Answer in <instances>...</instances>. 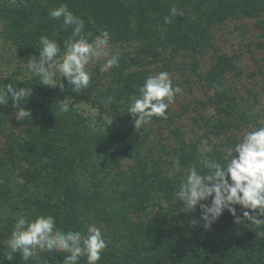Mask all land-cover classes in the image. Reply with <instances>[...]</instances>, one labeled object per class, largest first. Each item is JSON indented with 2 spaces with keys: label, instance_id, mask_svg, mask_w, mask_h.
Masks as SVG:
<instances>
[{
  "label": "trees",
  "instance_id": "trees-1",
  "mask_svg": "<svg viewBox=\"0 0 264 264\" xmlns=\"http://www.w3.org/2000/svg\"><path fill=\"white\" fill-rule=\"evenodd\" d=\"M61 4H67L75 15L85 20L86 32L95 36L100 31L107 30L111 36L110 41L120 43L124 47V51L117 53L120 56L119 67L109 69L106 73L111 78L110 86L116 90L118 100L139 96V87L147 78L145 67L149 64L146 57L143 58V53L151 52L154 61L162 64L163 71L170 72L172 66L178 62L179 68L198 73L200 60L197 57L187 61L184 60V53L181 60L177 59L182 50L204 53L207 48L214 46L212 31L220 23L209 16L219 13V16L228 18L230 15H237V12L254 16V13L264 10V0H0V25L5 26L6 33H11V38L18 48V58L25 65L31 57H38L41 36L57 40L61 48L64 40L71 36V28L65 29L60 20L49 18V11ZM173 6L182 10L183 16L173 17L170 12ZM194 10L198 13H194ZM165 16L170 17L171 23L164 22ZM220 21L224 22L223 19ZM258 23L262 26L264 36V20L259 19ZM240 29L249 30L246 26ZM225 56L226 53L215 54L217 66L223 65L227 59ZM234 66L238 69L237 64ZM23 71L27 73H13L8 81L0 83V87L13 84L16 88H32V96L26 101L27 104L23 105L31 116L23 121L15 119L12 113L15 109L11 107V101L7 106L0 105V138L4 136L6 142L0 149V190H9L8 177H5L6 182H2L5 174L3 168L8 164V160H16L17 164L43 166L48 177L54 174L53 182L61 191L60 201L39 202L37 213L28 211L23 214L29 220H34L38 214H50L56 218L57 227L62 230L84 233L85 222L81 218L84 207L98 210L97 221L99 215L108 214L106 205L109 202L118 203L119 210L122 209L124 213V222L120 226L126 234L121 238V245L113 242L107 246L99 264H264V237L257 236L256 233L264 231V227H248L245 222L237 224L232 214L225 210L223 215L229 228L225 229L221 237H212L209 235V228L198 224L195 215L197 211L185 212L178 199L173 201L171 178L161 183L162 170L159 169L158 162L148 168L143 148L149 136L146 133H134L129 116L124 117L126 109L115 107L121 125L112 144V163L114 168L118 169L125 160L133 159L137 163L136 172L126 175L119 182L116 196L109 198L102 195L101 184L98 180L95 182V177L94 186L92 189L87 188V193L83 194L82 187L75 189L70 177L65 173L58 153L62 151V147L57 145L58 142L70 137L65 134L69 121H66L67 117L62 114L61 104L76 98L92 102L95 88L105 86L103 77H92L89 87L77 94L71 91V85L66 80H62L65 90L61 91L59 87L51 88L40 84L39 78L33 76L28 68ZM96 73L100 71L97 69ZM221 75L215 73L208 76V79L206 77L216 94L206 100L195 101V107L200 110L207 106H216L221 114L226 112L223 105L230 100L236 107L235 116L244 114L238 107V97L218 91L222 83ZM121 80L123 82L120 84ZM258 120V117H252L244 124L259 125ZM7 122L11 124L9 132L6 131ZM234 125L227 121L206 124V146L200 145L201 139L188 142L182 136H177L182 139L178 149L174 151L178 154L181 166L195 164L200 167L199 150L209 147L213 138H220L234 131ZM88 140L92 141L89 137ZM86 149L87 146L84 147L85 151ZM224 155L225 152L217 147L209 153L210 157L221 162ZM24 176L27 181L33 179V175ZM160 183L162 194L160 186L158 189ZM0 200H4L2 191ZM145 204L154 212L159 208V214L153 217V211L142 213ZM235 207L237 214L241 216L237 206ZM133 213L136 218L131 217ZM18 215L21 213L14 210L8 223L0 222V264H25L18 253L14 254L12 261H8L5 255L6 241L10 238ZM194 220L195 225L192 223ZM157 245L159 248L154 253ZM65 255L67 254L62 252L43 251L39 252V262L29 260L27 264H62ZM79 264H87L86 258H81Z\"/></svg>",
  "mask_w": 264,
  "mask_h": 264
},
{
  "label": "rangeland",
  "instance_id": "rangeland-1",
  "mask_svg": "<svg viewBox=\"0 0 264 264\" xmlns=\"http://www.w3.org/2000/svg\"><path fill=\"white\" fill-rule=\"evenodd\" d=\"M196 10L194 13H198ZM218 14L209 16L220 23L212 31L214 46L207 48L204 53L184 52L182 50L181 56L177 59V61L181 60L184 53H186L185 56L183 55L184 60L187 61H192L194 57H197L200 60L198 73L179 68L178 62L170 70L173 85L179 86L183 91L182 94L177 95L175 103L169 108L167 118L154 117L150 125L138 130L134 126L132 114L126 112L124 115V117L129 116V122L135 134L139 132L148 134V141L143 148L148 168L150 169L155 163H159V169L162 170L161 183L165 182L167 178H171L173 182L170 186V190L173 191L172 194L179 190L181 183L179 174L172 177L168 175L173 159L178 157L174 149H178L182 138L178 139L177 136H182L188 142L201 139L200 145L206 146L203 143L206 141L204 130L206 124L213 125L220 121L231 122L235 124L233 126L234 131H230L220 138H213L209 146L212 150L217 147L224 151L227 146L234 145L241 139L246 131L255 130L261 126L260 124L253 126L244 124L247 119L252 117H258L259 120L264 119V36L262 35V26L258 23L259 19L264 20V10L254 13V16L246 15L245 12H237V15H230L225 18ZM198 15L194 16L200 18ZM220 19H223L224 22ZM245 26L249 28L248 31L240 29ZM0 32L1 83L8 81L7 79L13 73L23 72L26 74L27 71H23V69L28 67L18 58V48L11 38V33H6L3 25H0ZM132 49L133 46H131ZM124 50L120 43L115 44L110 41L108 49L110 55ZM216 53H226L227 59L220 67L217 66L218 61L216 62L214 58ZM202 54L204 55L200 56ZM142 55L144 59L146 57V62H149L145 67L147 77L163 71L162 64L154 61L155 58L151 52H145ZM106 59L107 57L93 59L88 65V69L93 74L92 77L102 75L103 82H105V86L95 88L94 100L87 102L76 98L65 102L70 105V110L62 112V114L67 117L66 121H69L66 124L67 131L65 134L70 135V137L60 140L57 145L62 147V151L58 152L60 161L63 163L65 173L70 177L73 187L78 190L83 188V194H85L87 188H93V177H95V182L98 180L101 184L102 195L109 198L116 196L115 192L120 187L119 182L126 175H133L134 171L136 172L137 163L133 159L125 160L118 169L114 168L112 163L114 148L112 144L116 140L121 125L115 107L127 111L128 105L136 96H131L129 100L126 98L118 100L116 90L111 89L110 86L111 78L106 75L109 70L101 71ZM234 64H237L238 69L235 68ZM97 69L100 73H96ZM239 71L241 73H238ZM215 73L222 74V83L218 91L238 97V107L244 114L235 116L236 107L230 100L223 105L226 112L221 114H219L216 106H207L200 110L195 107V101L206 100L216 94V90L210 87L209 82L206 81V77L208 79V76ZM59 79L62 77H58ZM122 82L123 80L120 84ZM109 97L112 98L110 104L108 103ZM12 113L15 115V112ZM232 113L234 115H231ZM6 125V131L9 132L11 124L7 122ZM88 137L92 139L91 142H89ZM4 141L5 137L3 136L0 138V149L6 143ZM86 146L88 147L86 151L90 154L84 150ZM3 169L5 174L2 182H6L5 177H8L10 188L5 191L0 190L4 197L2 202L0 200V222L8 223L14 210L21 214L28 211L37 213L39 202L55 203L60 201L61 191L53 182L54 174L52 173L48 177L43 166L33 167L28 164H17L16 160H8V164ZM163 170L165 171L164 174ZM24 174L33 175V179L27 181ZM161 183L158 185V189L160 186V194H162ZM143 208L142 213L153 211L146 204L143 205ZM237 208L242 216L243 209L238 205ZM106 211L108 214L99 215V219L96 221L98 210L84 207L81 211V218L85 222L84 233L87 234L88 226L96 225L101 228L107 246L113 242L119 246L121 245V238L126 234L120 226L124 222V213L122 209L119 210L118 203L112 202L106 205ZM194 211H197L195 215L198 224L204 226L205 222L201 219L202 212L199 206ZM158 214L159 208L156 212L153 211L152 216L155 217ZM131 217L136 218V215L133 213ZM95 221L96 223H94ZM245 224L248 227L251 225L248 221H245ZM226 228L229 226L225 221V216L222 215L218 221L209 227V235L221 237ZM158 248L159 245H157L154 253Z\"/></svg>",
  "mask_w": 264,
  "mask_h": 264
},
{
  "label": "clouds",
  "instance_id": "clouds-1",
  "mask_svg": "<svg viewBox=\"0 0 264 264\" xmlns=\"http://www.w3.org/2000/svg\"><path fill=\"white\" fill-rule=\"evenodd\" d=\"M170 12L173 17L183 16V11L175 6ZM49 18L60 20L65 29H72V34L64 40L63 48L55 39L40 37L39 55L31 57L27 64L40 84L64 91L62 80H66L71 85V91L78 94L92 82L93 74L88 65L93 59L107 57L101 71L119 67V54L110 55L108 51L109 31L102 30L95 36L86 32L85 20L75 15L67 4L51 9ZM164 22L171 23L170 17L165 16ZM58 77L62 79L58 80ZM182 91L179 86L173 85L169 71L149 75L139 87V96L127 107L135 128L139 130L150 125L154 117L166 119L169 108ZM31 96L32 88H16L13 84L0 87V105L7 106L11 101L18 121L31 116L23 107ZM111 102L109 97L108 103ZM61 110L68 112L70 105L62 103ZM257 123L261 126L246 131L234 145L224 149L223 162L209 156L213 151L211 147L199 150L200 167L195 164L182 167L178 157L172 161L168 175L179 174L181 179L179 190L172 199L175 202L178 199L185 212H192L199 206L205 228L218 221L225 210L232 214L237 224L248 221L255 228L264 227V219L259 218L264 217V119ZM203 143L207 145V141ZM237 205L243 209L242 217L237 214ZM192 223L195 225L196 221ZM256 233L264 237V231ZM6 243V259L12 261L14 254L18 253L25 264L29 260L39 262V252L43 251L66 253L62 264H79L81 258H86L87 264H99L107 248L100 227L88 226L87 234L64 231L57 227L56 218L50 214L38 215L34 220L18 215Z\"/></svg>",
  "mask_w": 264,
  "mask_h": 264
}]
</instances>
